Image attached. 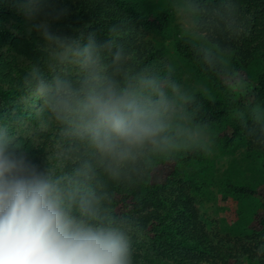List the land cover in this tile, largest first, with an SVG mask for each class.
I'll return each instance as SVG.
<instances>
[{
  "label": "trees",
  "instance_id": "1",
  "mask_svg": "<svg viewBox=\"0 0 264 264\" xmlns=\"http://www.w3.org/2000/svg\"><path fill=\"white\" fill-rule=\"evenodd\" d=\"M185 3L210 45L179 38L178 56L213 90L243 83L246 91L225 98L196 92L184 110L202 128L221 126L239 111L218 139L229 149L248 133L263 149L264 167V123L258 120L264 112V0ZM171 19L166 9L154 15L131 0H0V146L17 162L18 175L54 183L71 216L121 231L129 264H242L251 247L207 230L193 197L206 185L181 176L183 166L203 160V149L150 152L153 143L171 139L164 114L168 88L178 78L147 36L164 34ZM109 85L155 109L158 131L143 144L101 151L86 130L87 93ZM20 123L34 132L20 130ZM226 188L261 201L247 239L264 251V187L228 181Z\"/></svg>",
  "mask_w": 264,
  "mask_h": 264
},
{
  "label": "clouds",
  "instance_id": "2",
  "mask_svg": "<svg viewBox=\"0 0 264 264\" xmlns=\"http://www.w3.org/2000/svg\"><path fill=\"white\" fill-rule=\"evenodd\" d=\"M155 109L111 85L83 102L86 130L101 151L141 145L158 131ZM19 166L0 146V264H129L126 236L93 227L63 207L57 186Z\"/></svg>",
  "mask_w": 264,
  "mask_h": 264
},
{
  "label": "rangeland",
  "instance_id": "3",
  "mask_svg": "<svg viewBox=\"0 0 264 264\" xmlns=\"http://www.w3.org/2000/svg\"><path fill=\"white\" fill-rule=\"evenodd\" d=\"M142 9L157 14L168 10L172 19L164 34H149L147 40L153 42L161 60L169 71L177 74V84L168 88L170 103L164 114L171 139L162 145L157 142L150 147L152 155H177L187 147L197 146L203 149V160L181 168V176H191L205 183L200 193L193 195L199 208L202 222L207 230L217 238H230L234 242L243 239L251 247L252 253L242 264H264V251L257 248L252 239L253 218L260 210L261 201L257 198L238 197L229 193L226 183L235 185L264 187V167L259 155L263 152L252 136L245 137L236 146L224 149L218 134L224 130L239 111L234 112L221 126L202 128L192 123L191 116L184 110L187 100L196 92H202L210 98L239 97L246 91L243 83L235 84L225 92L211 88L207 79L195 72L190 64L184 61L175 51L174 44L179 38L189 37L195 43H209V34L198 27L197 18L188 9L185 0H131ZM224 56V62H228ZM256 67L253 69L255 75ZM258 120L264 123V112ZM22 123V122H21ZM20 123V130L32 134L34 130ZM262 146V143H261ZM61 152V151H60Z\"/></svg>",
  "mask_w": 264,
  "mask_h": 264
}]
</instances>
